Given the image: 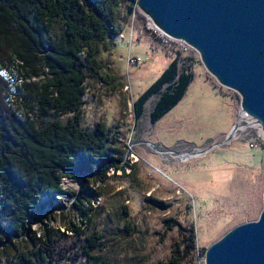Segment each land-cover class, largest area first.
I'll use <instances>...</instances> for the list:
<instances>
[{
  "label": "trees",
  "instance_id": "obj_1",
  "mask_svg": "<svg viewBox=\"0 0 264 264\" xmlns=\"http://www.w3.org/2000/svg\"><path fill=\"white\" fill-rule=\"evenodd\" d=\"M136 1L0 0V262L15 256L17 264L81 258L114 264L107 252L131 246L136 230L127 204L106 211L99 202L107 196L100 185L109 172L125 171L119 136L104 121L85 127L81 117L88 79L113 88L116 77L101 73V55L122 33ZM180 62L173 56L132 101L135 121L152 96V123L182 98L193 73ZM64 178L80 179V190L64 189ZM58 194L73 199L70 211ZM47 206L62 212H49V222L31 229L35 213ZM164 222L177 228L167 264H180L197 247L194 227Z\"/></svg>",
  "mask_w": 264,
  "mask_h": 264
},
{
  "label": "rangeland",
  "instance_id": "obj_2",
  "mask_svg": "<svg viewBox=\"0 0 264 264\" xmlns=\"http://www.w3.org/2000/svg\"><path fill=\"white\" fill-rule=\"evenodd\" d=\"M122 24V33L101 55V73L107 80L116 77L113 88L110 83L88 79L81 117L85 127L106 122L113 134L117 132L124 150L119 163L125 171L109 172L108 182L100 185L107 196L99 202L106 211L114 209L119 201L127 204L136 232L130 247L122 243L106 255L114 264L169 263L177 228L167 229L164 220L173 218L182 226H193L197 238L195 251L180 264H204L205 249L213 241L235 225L256 219L262 209L264 141L240 112L239 94L220 85L193 48L162 33L137 6ZM178 54L180 64L192 65L193 79L185 94L153 123L152 96L143 116L135 121L132 101ZM234 125L235 137L221 144ZM252 140L256 147L249 146ZM213 144L217 145L197 154ZM62 186L79 191L80 179L64 178ZM57 196L63 208L70 211L73 199ZM51 211L58 216L62 209L44 207L30 221L31 229L49 222L46 214ZM97 223L99 227L101 222ZM16 261L10 256L0 264ZM50 264L86 261L81 258Z\"/></svg>",
  "mask_w": 264,
  "mask_h": 264
},
{
  "label": "water",
  "instance_id": "obj_3",
  "mask_svg": "<svg viewBox=\"0 0 264 264\" xmlns=\"http://www.w3.org/2000/svg\"><path fill=\"white\" fill-rule=\"evenodd\" d=\"M136 6L165 35L190 45L206 71L239 94L240 107L264 134V0H137ZM204 264H264V191L258 217L213 241Z\"/></svg>",
  "mask_w": 264,
  "mask_h": 264
},
{
  "label": "bare ground",
  "instance_id": "obj_4",
  "mask_svg": "<svg viewBox=\"0 0 264 264\" xmlns=\"http://www.w3.org/2000/svg\"><path fill=\"white\" fill-rule=\"evenodd\" d=\"M151 21V20H150ZM152 22V21H151ZM153 23V22H152ZM154 24V23H153ZM155 25V24H154ZM156 27V26H155ZM157 28V27H156ZM158 29V28H157ZM161 31V30H160ZM162 32V31H161ZM163 33V32H162ZM165 34V33H164ZM168 36V35H167ZM170 37V36H169ZM179 41H181V40H179ZM181 42H183L184 44H186L187 46H189L190 47V45H188L186 42H184L183 40L181 41ZM190 48H192V47H190ZM240 112L245 116V120H246V122H249V123H251L252 124V126H250V127H252V128H256L257 130H258V134L260 135V137L263 139V141H264V134H263V130L261 129V127H260V125H259V123H257V122H255V121H253L244 111H243V109L240 107ZM244 118V117H243ZM248 123H246V125H247ZM244 126V125H243ZM248 126V125H247ZM261 131V132H260ZM182 155H184V156H186V155H189V153H187V152H184V153H182Z\"/></svg>",
  "mask_w": 264,
  "mask_h": 264
},
{
  "label": "built area",
  "instance_id": "obj_5",
  "mask_svg": "<svg viewBox=\"0 0 264 264\" xmlns=\"http://www.w3.org/2000/svg\"><path fill=\"white\" fill-rule=\"evenodd\" d=\"M120 37H123V36H120ZM138 59H139V58H138ZM249 142H250V141H249ZM249 142H248V143H249ZM252 142H254V141L252 140ZM252 142H250L249 146H250V147H256V143H255V142L252 143Z\"/></svg>",
  "mask_w": 264,
  "mask_h": 264
},
{
  "label": "crops",
  "instance_id": "obj_6",
  "mask_svg": "<svg viewBox=\"0 0 264 264\" xmlns=\"http://www.w3.org/2000/svg\"><path fill=\"white\" fill-rule=\"evenodd\" d=\"M232 126V125H231Z\"/></svg>",
  "mask_w": 264,
  "mask_h": 264
}]
</instances>
